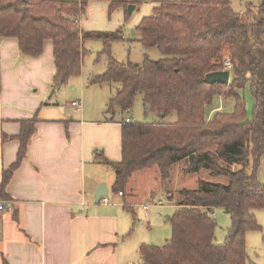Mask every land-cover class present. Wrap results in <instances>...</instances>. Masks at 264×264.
<instances>
[{"label":"trees","instance_id":"trees-1","mask_svg":"<svg viewBox=\"0 0 264 264\" xmlns=\"http://www.w3.org/2000/svg\"><path fill=\"white\" fill-rule=\"evenodd\" d=\"M90 1H106L109 14L123 9L125 19L128 6L137 10L140 5L138 0H0V40L15 38L20 54L31 58L41 56L43 43L50 40L53 90L80 74L84 43L100 41L108 67L90 77L88 85L118 87L107 113L115 107L129 111L140 96L144 114L158 116L159 122L123 123L120 162L96 155L98 163L114 172V194L124 197L131 176L152 167L166 180L180 162L186 163L188 175L204 170L227 180H198L194 189L179 190L174 202L167 193V202L176 208L168 218L172 237L162 246L141 245L139 264H247L246 235L261 231L252 211L264 210V185L257 179L264 160V0L258 6L249 4L243 14L232 11L231 0L161 2L134 31L142 46L157 48L164 58L145 57L140 65L120 64L111 57V43L123 41L121 29L81 31L79 20ZM226 59L232 66L229 83H205L206 74L222 71ZM246 86L254 100L251 120L239 94ZM218 97L232 99L233 111L207 121L206 108ZM172 114L175 122H164ZM36 122L21 123L17 158L2 175L0 198L24 159ZM217 208L230 217L221 245L214 243L217 223L212 211Z\"/></svg>","mask_w":264,"mask_h":264},{"label":"crops","instance_id":"crops-1","mask_svg":"<svg viewBox=\"0 0 264 264\" xmlns=\"http://www.w3.org/2000/svg\"><path fill=\"white\" fill-rule=\"evenodd\" d=\"M108 11L106 1H90L79 28L99 32L87 26L88 18L97 15L107 23L125 15L123 9ZM54 76L50 40L37 58L22 56L15 38L0 40V185L3 173L16 161L21 123L37 120L24 159L0 198V264L3 259L7 264H139L145 240L131 238L127 194L134 195L129 184L145 171L131 176L124 197L117 194L120 202H95L99 185L105 184L109 193L115 182L114 172L98 163L96 155L121 161L122 125L128 118H120L115 108L107 113L111 96L103 103L92 96L91 106L82 107L79 100L74 101L78 106L71 102L68 107L56 94L62 87L52 89ZM103 86L108 85L93 87ZM214 104L205 112L207 121L213 111L223 109L222 100Z\"/></svg>","mask_w":264,"mask_h":264},{"label":"rangeland","instance_id":"rangeland-1","mask_svg":"<svg viewBox=\"0 0 264 264\" xmlns=\"http://www.w3.org/2000/svg\"><path fill=\"white\" fill-rule=\"evenodd\" d=\"M138 1L140 2L138 9L134 10V12L129 15L127 19L124 18V15L119 17L113 16L111 21L107 20V23H102L97 15L91 18L87 17L89 20L87 26L95 29V31L99 30V32H108L109 30L113 31L121 29L123 41L112 42L111 47L109 48L111 57L120 64L126 65L131 63L140 65L145 57L152 61H158L164 58L163 54H161L157 48L142 46L138 39L139 35H133L132 32H134V27L139 24L142 18L151 15L153 7H157L161 2H173L177 0ZM178 1L200 2L201 0ZM260 2L261 0H231V9L235 13L243 14L249 4L258 6ZM84 49L86 54L82 60L80 74L72 77L66 86L62 87L59 92H56V94L60 93L62 103L67 104L68 107L71 102L79 100L81 101L82 107L91 106L90 103L93 104L95 102L99 103L102 101L106 102L109 96L113 97L115 95V86L111 87L108 85L103 86V88L100 89L88 85V79L90 77L104 74L108 67V56L102 53L104 49L102 42L92 40L87 41L84 43ZM229 79L231 80V76ZM239 94L245 100L246 118L251 120L253 117L254 100L249 91V87L246 86L244 90L239 92ZM92 96L95 97V102L89 100V97L93 99ZM216 99L222 100L224 104L223 109H218L212 112L213 116L217 113H229L232 111L234 103L232 99H226L223 97H218ZM216 99H213L211 106L206 108L207 112L209 109H213ZM115 110L118 112L120 118L131 119L134 123H153L160 121L158 116L155 114H144L140 96L135 97L129 111H123L116 107ZM212 118L210 120H212ZM175 120L176 114H172V116L164 120V122L173 123ZM185 168L186 163L184 162L176 164L170 170L169 176L166 180H161V176L156 167L145 170V172L140 174H135L129 184L132 189H135L134 195L130 196L127 194V199H129L132 211V213H129L130 215L128 214L131 224V238H143L145 240L142 241L144 244L162 246L172 237L168 218L174 214L175 208L167 202V196H169V194L172 196L171 199L174 202L179 198L177 196V192L179 190L194 189L198 180H205L210 183H227L225 178L210 176L209 173L204 170L200 171L196 175H188L185 173ZM237 168L238 167L233 166L234 170ZM257 179L261 185H264L263 159L259 162ZM107 198L112 202H120L122 200L121 197L117 196V194L112 193L111 189ZM144 206H148V210L144 211ZM212 212L217 223L214 233V243L221 245L224 243L230 229V217L219 208L214 209ZM252 212L255 215L257 223L261 227V231L249 232L246 235V253L248 256L247 264H264V210H254ZM150 229L152 230L151 233H149ZM165 232L167 235L164 237ZM160 235L162 237H160ZM158 236L159 239L157 238Z\"/></svg>","mask_w":264,"mask_h":264},{"label":"water","instance_id":"water-1","mask_svg":"<svg viewBox=\"0 0 264 264\" xmlns=\"http://www.w3.org/2000/svg\"><path fill=\"white\" fill-rule=\"evenodd\" d=\"M135 10L134 5H130L127 8V13L131 15ZM134 33V32H133ZM230 73L228 71H219V72H211L206 74L204 78V82L207 84H224L227 85L229 83ZM108 195V190L105 184H100L97 190L95 191V202L99 203L100 199L106 197Z\"/></svg>","mask_w":264,"mask_h":264},{"label":"built area","instance_id":"built-area-1","mask_svg":"<svg viewBox=\"0 0 264 264\" xmlns=\"http://www.w3.org/2000/svg\"><path fill=\"white\" fill-rule=\"evenodd\" d=\"M231 68H232L231 64L229 63V61L226 60V61L224 62V64H223V70H222V71H228V72L230 73ZM72 106H74V107H75V106H78V102H73V103H72ZM129 122H130L129 119H126V120H125V123H129ZM118 195H119V196H122L121 193H118ZM99 202H100L101 204H104V205L110 203L107 197H104V198L100 199ZM1 208H2V207H0V209H1Z\"/></svg>","mask_w":264,"mask_h":264}]
</instances>
